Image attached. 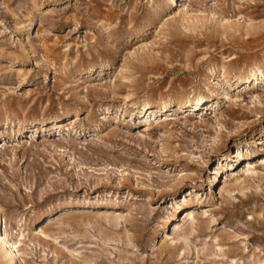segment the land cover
I'll return each instance as SVG.
<instances>
[{
	"label": "rangeland",
	"instance_id": "obj_1",
	"mask_svg": "<svg viewBox=\"0 0 264 264\" xmlns=\"http://www.w3.org/2000/svg\"><path fill=\"white\" fill-rule=\"evenodd\" d=\"M0 264H264V0H0Z\"/></svg>",
	"mask_w": 264,
	"mask_h": 264
},
{
	"label": "bare ground",
	"instance_id": "obj_2",
	"mask_svg": "<svg viewBox=\"0 0 264 264\" xmlns=\"http://www.w3.org/2000/svg\"><path fill=\"white\" fill-rule=\"evenodd\" d=\"M16 246V242H10L5 233H0V248L3 250L7 259L12 262L15 261L14 257V248Z\"/></svg>",
	"mask_w": 264,
	"mask_h": 264
}]
</instances>
